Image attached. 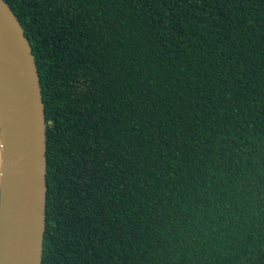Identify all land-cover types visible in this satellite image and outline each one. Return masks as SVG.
Masks as SVG:
<instances>
[{"label": "trees", "instance_id": "obj_1", "mask_svg": "<svg viewBox=\"0 0 264 264\" xmlns=\"http://www.w3.org/2000/svg\"><path fill=\"white\" fill-rule=\"evenodd\" d=\"M45 116L40 264H264V0H4Z\"/></svg>", "mask_w": 264, "mask_h": 264}, {"label": "water", "instance_id": "obj_2", "mask_svg": "<svg viewBox=\"0 0 264 264\" xmlns=\"http://www.w3.org/2000/svg\"><path fill=\"white\" fill-rule=\"evenodd\" d=\"M45 126L29 42L0 0V264H40Z\"/></svg>", "mask_w": 264, "mask_h": 264}]
</instances>
